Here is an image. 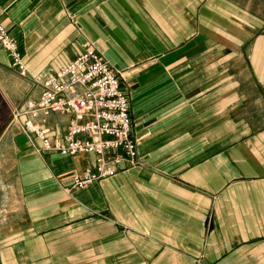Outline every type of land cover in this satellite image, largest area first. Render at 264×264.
Listing matches in <instances>:
<instances>
[{"label": "crops", "instance_id": "0c3cea01", "mask_svg": "<svg viewBox=\"0 0 264 264\" xmlns=\"http://www.w3.org/2000/svg\"><path fill=\"white\" fill-rule=\"evenodd\" d=\"M12 109L90 44L122 72L139 164L82 188L96 155L0 127V264H264V0H0ZM36 121L65 137L70 116Z\"/></svg>", "mask_w": 264, "mask_h": 264}, {"label": "built area", "instance_id": "2783aa9c", "mask_svg": "<svg viewBox=\"0 0 264 264\" xmlns=\"http://www.w3.org/2000/svg\"><path fill=\"white\" fill-rule=\"evenodd\" d=\"M0 44L26 74L28 68L18 40L1 18ZM121 74L96 47L86 43L75 59L43 79L38 99L12 109V120L21 126L36 152L96 155V166L77 175L74 188L116 173L125 159L133 165L140 163L138 141L132 131L131 99L122 86ZM51 112L70 116L65 137L36 121L40 114Z\"/></svg>", "mask_w": 264, "mask_h": 264}, {"label": "rangeland", "instance_id": "374dc122", "mask_svg": "<svg viewBox=\"0 0 264 264\" xmlns=\"http://www.w3.org/2000/svg\"><path fill=\"white\" fill-rule=\"evenodd\" d=\"M12 112L5 100V96L0 89V127L11 118ZM7 124V123H6Z\"/></svg>", "mask_w": 264, "mask_h": 264}]
</instances>
